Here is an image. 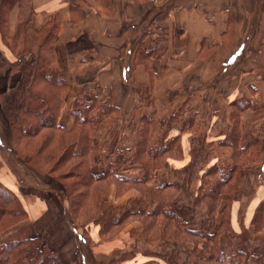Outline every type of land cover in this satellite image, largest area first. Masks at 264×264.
Masks as SVG:
<instances>
[{
    "label": "crops",
    "instance_id": "1",
    "mask_svg": "<svg viewBox=\"0 0 264 264\" xmlns=\"http://www.w3.org/2000/svg\"><path fill=\"white\" fill-rule=\"evenodd\" d=\"M2 1L0 182L19 197L26 210L23 221L8 232L35 223L38 218L66 216L69 203L63 196L64 188L57 193L51 179L34 175L26 161L16 158L12 148L11 130L2 105L5 103L10 113L15 114L14 107L22 102L29 83L27 72L31 67L27 63L34 61L33 54L38 51L36 48L17 52L13 46L10 48L11 41L19 35L21 9L19 5L12 7L2 29ZM29 1L34 8L28 25L30 32L38 33L50 23L55 32L51 65L65 81L60 125L65 129L74 127V103L82 90L88 100L93 96L100 101L112 98L117 111L103 119L94 137L97 149L90 161L91 174L97 177L108 171L100 181L111 178L119 185L139 186L122 196H126L125 200H112L110 204L116 207L132 199L140 200L153 189L155 205L161 204V209L153 213L150 204L142 215L170 219L176 227L175 235L194 239L184 244L193 264L196 256L191 248L203 247L204 238L189 232V222H194L192 226L196 228L207 226L203 219L209 217L208 203L206 213L197 206L209 198L205 196V200L196 204L198 190H195L194 203L179 202L183 194L171 201L167 188L175 184L172 179L178 175L182 178L184 196L191 191L187 165L194 147L202 148L204 154L211 153L205 165L218 168L210 175L212 180L215 174L220 177L221 169L236 165L235 154L247 152L262 158L244 169L264 168V0ZM178 110L177 119L171 123ZM146 121L148 130L144 134ZM235 126L240 133L237 149L224 143ZM144 135L148 142L145 151L156 148L161 153L154 158L159 165L147 179L143 164L133 159ZM246 135L255 142L243 148ZM241 166L243 161L238 167ZM206 170H201L199 176ZM258 180L261 182L250 179L249 188L240 189L246 190L250 200L264 198V190H257L258 185H264V179ZM199 213L200 219H195ZM215 213L219 220V212ZM248 214L245 210L246 222L242 223L233 208L234 231L247 232L253 242H263L264 228L253 232L252 216ZM66 221L72 225L69 219ZM218 226L217 222L212 231ZM135 228L136 232L144 231V227ZM72 230L74 243L79 245L99 240L102 226L90 221ZM132 239L136 246L129 249H120L119 245L110 252L98 251L91 245L90 248L99 264H111L122 255L129 256L123 264H166L165 254L172 253L180 260L177 254L180 243L176 238L158 246L147 243L142 247L140 237ZM216 240L221 242L220 238ZM76 261H81L79 255Z\"/></svg>",
    "mask_w": 264,
    "mask_h": 264
},
{
    "label": "trees",
    "instance_id": "2",
    "mask_svg": "<svg viewBox=\"0 0 264 264\" xmlns=\"http://www.w3.org/2000/svg\"><path fill=\"white\" fill-rule=\"evenodd\" d=\"M25 3L26 1L24 2V0H3L2 11H4L6 7L10 8V11L14 5L20 6L21 14L26 10L24 17L25 21H20L19 31L24 28L29 32L28 25L34 14V8L30 1L26 3V7ZM44 30H46L45 27ZM44 30L42 29V31L35 33L40 35L44 34L42 40L33 41L24 49L25 52H29L37 48L38 52L33 54L34 61H28L27 63L31 67L27 72V82L29 81L26 88L27 91H25L26 93L22 102L14 107L15 114L9 121L12 140L14 141L18 137H31L35 134L34 131L37 128H51L62 132L75 131V129H78L80 130V134L75 135L71 140L69 146L70 153L73 157H86V162L89 164L97 149L94 143V137L98 132L100 123L105 117L113 115V112L117 111V107L112 98L106 101H100L97 97L93 96L88 100L85 95V90H82L74 103V127L71 129H65L60 125L59 114L65 81L58 76L57 70L51 65L54 62L51 48V41L55 34L54 29L51 28L47 31ZM10 48L12 49L13 47L10 46ZM51 89L55 90L54 94L48 93ZM179 111L180 110L172 115L171 123L177 119ZM147 125L148 122L146 121L143 129L144 134H146L148 130ZM236 126L233 128L232 134L228 135L224 142L233 146L235 149H237L240 139V133ZM254 142L253 137L246 135L243 148H247ZM147 143V135H144L139 143L140 148H138L133 155L134 162H141L143 164L146 174L144 179L152 177V172L159 165L156 159L158 155L161 154L156 148H151L147 153L145 151ZM37 152H40V150ZM202 152V148L194 147V150L192 151V159L187 165V182L189 187H191V191H193V186L198 190L195 203H201L205 200L203 198L205 196H208L209 198V200H207L209 217L203 219V222L208 227L196 228L192 226L194 222H189L191 225V227H189V232L204 238V246L194 249L200 254L199 257H196L193 264L208 263L203 262L202 259H208L209 262L213 260L217 264H263L264 241L253 242V239L248 236L247 232L234 231L232 227L234 202H240L237 209L238 216L240 217L245 211V204L243 202H246L248 198L246 190H240L238 179H234L238 170L235 169V166L221 169L222 174L219 179L216 178L212 180L210 175L214 174L213 172H216L218 168L216 166L206 168L205 164L207 163V159L210 158L211 153L204 154ZM14 153L18 155L15 150ZM43 154L39 155L43 156L44 161L49 163L52 160V156L49 153ZM154 158L156 159L154 160ZM204 168L207 170L202 176H199V172ZM108 173L109 172L106 171L103 175L94 177L91 174L89 166L88 170L82 173V177L85 179L87 186L89 183L95 181V179L99 180L104 178ZM260 173H264V171ZM254 174L255 171L242 168L240 177L249 176L250 179H254ZM64 190L65 194L63 196L69 203V212L71 214L72 200L70 193L72 192L68 187H64ZM154 193V190L150 189L146 197L143 196L140 200L132 199L127 204L117 207L109 204L108 200L104 199L101 205L108 206L104 213H102L95 222L101 226L106 222L117 224V222L121 221L124 216L146 212L150 204H152L153 207L152 212L156 213L161 209L162 205H155L156 199ZM221 202H224V204L221 209H219L218 206ZM216 211H218L221 216L219 220H217L218 218L216 219ZM3 213L10 214V216L20 217V219L26 217V210L19 197L0 182V215ZM172 215L171 211H169V216L171 218ZM71 217L76 223L72 214ZM43 220L45 224L43 223ZM50 221L47 217L38 218L35 223L26 224L16 230L8 232H6L7 229L0 230V234L6 232V234L0 238V264H70L64 259L59 250L55 248L53 242H51L56 238L54 235L55 229L49 227V223H52L53 220ZM39 222L44 226L42 229L37 227L40 230L35 231ZM217 222L219 225L218 228L215 231H212ZM251 224L253 225V232L255 233L257 230L264 228V198L257 204L252 215ZM45 226L47 227L46 229ZM48 228H50V230ZM223 229L226 231L224 232ZM43 232H46L47 235H44ZM217 238H220L221 240L224 239V243L228 242L232 247H230V249L222 248L221 250L219 242L216 240ZM205 253L208 254L207 257H204L206 255ZM149 254L152 253L150 252ZM169 255L170 254H165L163 258L166 264H183L175 254L172 253L171 256ZM128 257L129 256L127 255L119 256L111 264H123L122 262ZM12 259L14 261L10 263ZM146 264L163 263L150 262Z\"/></svg>",
    "mask_w": 264,
    "mask_h": 264
},
{
    "label": "rangeland",
    "instance_id": "3",
    "mask_svg": "<svg viewBox=\"0 0 264 264\" xmlns=\"http://www.w3.org/2000/svg\"><path fill=\"white\" fill-rule=\"evenodd\" d=\"M28 1V0H24ZM8 7H6L1 15L2 20V29H5V24L7 20V13L9 12ZM26 10H24L21 14L22 21H25ZM52 27L51 23L47 25L46 30H49ZM44 38V34H35L33 32H27L24 28L19 31L18 38L16 40L11 41V46L18 52L21 49H25L31 42L42 40ZM54 89H51L48 93L54 94ZM2 110L6 117V124L12 119V115L10 113L9 107L5 106V103L2 105ZM10 127V126H9ZM35 134L31 137H18L14 141L12 140V148L13 151L18 153L15 154L18 160L26 161L30 168L33 171V174L36 176H40L43 178L48 177L51 179L53 184V189L57 192V190L62 189L64 187H68L72 193L71 195V203H72V216L77 221L76 223L72 222V218L69 212H66V216L59 214L54 216L53 218L49 217V221L53 220L52 223H49V227L55 229V240L53 242L55 248L59 250L70 264H99L95 260V256L91 251L90 245L93 246L98 251H106L110 252L114 247L119 245L120 249H127L135 247L136 242L134 237H140L138 240L139 245L142 247L144 244L156 245L160 244L163 241H172L173 238L178 239L180 243L178 248V257L181 262L184 264H192L193 259L187 257V252L184 250V244L187 241H193L194 239H189L186 236L175 235L177 232H174L175 225H172V220L167 218H159L156 219L154 217H145L142 214H133L131 216H124V218L117 222V224H110V222H106L102 224V231L100 233L99 240L90 241V243L85 242L79 245L74 243V232L72 230L78 228L80 224H86L90 221H95L98 217L104 213L106 207L108 205H101L104 199L108 200L109 204L112 200L119 199L120 201L125 200L126 196L122 198L124 195L131 194L133 191L138 190L139 186L130 185H119L115 179H103L99 180L96 183L93 181L86 186L85 179L82 177V173L88 170V167L91 163L87 164L86 157H73L70 153V142L75 135L80 134V130L75 129V131L62 132L59 130L51 129V128H37ZM40 150V152H37ZM247 151V150H246ZM49 153L52 156V160L47 163L44 161L43 156L39 154ZM44 155V154H43ZM243 155L242 159L240 156ZM247 152L245 154L240 153V156L235 154L234 160L236 161L235 169L238 170L235 175V180L238 179L240 189H248L250 186V177L243 176L240 177L241 169L244 166H249L254 164L255 160L261 161L262 158L257 154L249 155ZM16 159V160H17ZM17 160V161H18ZM48 160V159H45ZM240 161H243V166L239 167ZM14 164V163H13ZM249 170L255 171L253 178L257 181L263 178L264 173H260L264 171V168H250ZM215 179L219 177L218 174H215ZM173 178V177H172ZM97 180V179H95ZM173 186H169L167 188L169 200H173L174 196L178 195V197L183 194V197L180 198L179 202L187 201L188 203H194L195 199V190L196 187H192L193 191L187 192L184 196L183 188L181 186L182 178L180 176H176L172 179ZM261 182V181H260ZM59 183V184H58ZM253 185V184H251ZM256 185V184H254ZM257 190L259 192L264 190V185H258ZM59 193V192H57ZM260 197L257 199L250 200L247 198L246 202H243L245 205V210L249 211V217L252 216L253 210H255L257 204L259 203ZM179 200V199H178ZM170 201V202H171ZM207 201H204L202 204H199L197 207L199 210L203 212H207ZM168 203V202H167ZM240 202H234V210L238 209ZM224 202H221L218 206L221 209ZM218 209V210H219ZM57 212V211H56ZM199 215V216H198ZM195 219H200V213ZM246 217L240 216V220L246 222ZM219 218L221 216L219 215ZM66 219L72 223V227L69 223H67ZM23 219L20 217L10 216V214H1L0 215V230L10 229L20 222ZM51 222V221H50ZM79 222V223H78ZM43 223L45 224L44 220ZM78 223V224H77ZM35 231H39L44 226L40 222L37 224ZM135 226L144 227V231L136 232ZM38 227V228H37ZM47 227L45 226V229ZM50 230V228H48ZM49 233V232H48ZM45 235L46 232H43ZM47 235V234H46ZM50 236V235H48ZM179 236V237H175ZM137 241V240H136ZM79 242V241H78ZM137 242V243H138ZM237 243V242H236ZM187 245V244H186ZM219 247L225 249H230L232 245L228 242L224 243V239L219 242ZM128 248V249H129ZM190 250H188L189 253ZM192 255L195 257H199V254L191 248ZM204 257H207L208 254ZM80 256L81 261L77 263L76 257ZM13 259L10 261L12 263ZM195 261V260H194ZM206 264H217L215 261H207Z\"/></svg>",
    "mask_w": 264,
    "mask_h": 264
}]
</instances>
